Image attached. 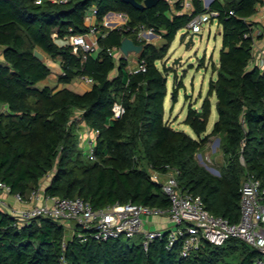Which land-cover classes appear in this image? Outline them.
<instances>
[{"label": "trees", "instance_id": "1", "mask_svg": "<svg viewBox=\"0 0 264 264\" xmlns=\"http://www.w3.org/2000/svg\"><path fill=\"white\" fill-rule=\"evenodd\" d=\"M262 1L209 4L208 9L218 13L221 48L213 66L215 79L209 80L200 107H189L183 120L193 138L164 117V74L169 69L162 71L156 63L167 55L177 32L193 16L208 11L203 0H190V12L182 11V0H157L142 9L123 0H0V181L10 187L8 196L19 194L27 200L41 187L45 196L79 197L93 209L131 202L165 210L169 199L150 173L163 174L169 165L179 170V185L200 196L210 213L237 222L244 177L252 175L264 187V69L248 65L255 40L252 18ZM92 7L100 49L82 59L68 37L88 33L85 17ZM109 12L125 15V23L105 27L103 18ZM141 25L152 28L163 43L138 39ZM124 36L145 45L137 55L145 71L129 72L127 57L115 63L107 54L106 48L119 47ZM34 50L59 65L53 85L38 86L51 68ZM82 75L93 80L89 90L78 93L67 87ZM180 86L173 85V101ZM212 99L218 116L205 134ZM116 102L124 113L112 118ZM81 125L98 130L92 160L79 146ZM213 136L219 137L224 158L219 175L196 159ZM67 230L47 217L21 223L0 208V264H259L262 258L260 251L237 238L221 245L202 240L198 250L182 257L178 245L166 247L165 238L144 249L140 240H81Z\"/></svg>", "mask_w": 264, "mask_h": 264}, {"label": "built area", "instance_id": "2", "mask_svg": "<svg viewBox=\"0 0 264 264\" xmlns=\"http://www.w3.org/2000/svg\"><path fill=\"white\" fill-rule=\"evenodd\" d=\"M42 0H35L40 3ZM53 3H64L67 0H50ZM177 1V0H176ZM207 9L212 0H206ZM184 12H190L192 5L190 0H182ZM112 14V15H111ZM103 18V25L107 28H116L125 23L117 13H111ZM216 11L208 9L205 13L193 16L182 30L188 37L201 31L202 24L217 16ZM110 16V17H109ZM255 16L264 19V0L258 6ZM88 33L70 35L68 40L72 51L85 59L86 53L99 50L98 22L96 21V9L92 7L85 17ZM120 22V24H119ZM181 30V29H180ZM155 34L152 28L140 26L137 32L138 39L148 40L149 35ZM254 37V36H253ZM255 42V40H254ZM115 63L120 57H125L119 47L106 48ZM249 67L258 66L264 69V51L253 52L248 63ZM144 60H139L129 72L145 71ZM91 86L92 78L82 75L78 78ZM113 116L117 118L124 113L121 103H114ZM84 144L89 159H94L95 139L97 129L85 128ZM241 161L242 158L240 157ZM164 180L159 181V172L151 170L154 181L160 183L161 190L168 197L170 205L168 209L150 207L143 204L125 203L106 205L100 209H93L91 205L79 197L64 198L57 196H45L42 188L31 191L25 200L19 194H11L13 200L25 207H11L2 197L1 193L9 195L10 187L0 181V208L5 209L19 217L21 223H28L36 217H47L59 221L70 234L76 233L81 240L91 237L97 241H105L119 237L131 238L139 236L144 249L150 242L165 238L166 247L179 246L182 257H188L199 249L202 240L214 245H221L230 238L240 239L256 248L262 253V258L257 261L264 264V187L261 181L252 175H247L240 185V218L237 222H229L222 216L210 213L204 206L200 196L193 195L183 189L178 183L179 170L169 165L165 166ZM219 175V171L217 173ZM73 222L74 226L69 223ZM78 229V230H77ZM65 243L62 244L64 246Z\"/></svg>", "mask_w": 264, "mask_h": 264}, {"label": "rangeland", "instance_id": "3", "mask_svg": "<svg viewBox=\"0 0 264 264\" xmlns=\"http://www.w3.org/2000/svg\"><path fill=\"white\" fill-rule=\"evenodd\" d=\"M174 3L176 0H168ZM204 6L207 5L206 0H203ZM120 24V22H119ZM220 27L217 24L216 18L204 22L199 33L193 34L192 43L185 48L184 44L188 41L189 36L184 35L183 39H179L180 33L185 30H179L175 39L170 45L167 55L158 60L156 65L160 70L169 69L164 75L167 80V95L164 101V117L171 126L178 130H183L191 137L196 138L192 129L183 123L189 107L198 109L205 97L210 79H215L216 73L213 72V66L218 61L219 50L221 48V36L218 34ZM191 34V33H190ZM259 37H261L259 35ZM152 43L159 46L163 40L156 36ZM2 48L0 47V52ZM130 66L128 70L133 68L137 62V55L130 54L127 56ZM58 68L52 66L50 76L38 86L44 84L53 85L56 82ZM74 80L73 82H75ZM73 82L67 85L68 88L79 90L73 85ZM174 84H181L178 90L176 101L171 98L172 88ZM80 91V90H79ZM217 111L215 108V99H212L211 115L207 124L206 133L211 132L214 122L217 120ZM83 125L78 128L79 146L86 152V147L83 140L85 131ZM204 134V135H205ZM203 136V135H202ZM196 159L202 165L217 169L224 161L222 151L220 149V139L217 136L210 138L209 142L200 152L196 154ZM150 171V170H149ZM74 226V223H69ZM71 233V231H70ZM69 235V230H67ZM71 235V234H70ZM139 240V236L135 235L130 238V243H135Z\"/></svg>", "mask_w": 264, "mask_h": 264}, {"label": "crops", "instance_id": "4", "mask_svg": "<svg viewBox=\"0 0 264 264\" xmlns=\"http://www.w3.org/2000/svg\"><path fill=\"white\" fill-rule=\"evenodd\" d=\"M119 16H120V18L122 19V20H125L126 21V16L125 15H123V14H120V13H117ZM252 20L254 21V25H253V27H254V29H253V36H254V39H255V42H254V48H253V52H257L258 53V51H264V20L262 19V18H260L259 16H254L253 18H252ZM262 35L261 37H259V35ZM156 36H158L157 34H153V35H149L148 36V40L147 41H150V42H152V40L156 37ZM3 59H2V54H1V52H0V62L2 61ZM47 64L49 65V67L51 68V72H52V66L53 67H57L58 68V70H57V73L59 74L60 72H61V70H60V67H59V65L56 63V62H53L52 60H49V59H47ZM73 85L74 86H76L79 90H75V89H72L73 91H75V92H78V93H83V92H85V91H87V90H89L90 89V86L89 85H87L86 83H84L83 81H81V80H79V79H77L75 82H73ZM61 87V85H57V88H60ZM71 89V88H70ZM164 174H162V173H159L158 174V179H159V181H162V180H164ZM45 184H47V182L45 181V182H43V185H45ZM1 197L11 206V207H18V208H20V207H25V205L23 206V205H20V204H18V203H16L14 200H13V198L12 197H10V196H8V195H6V194H4V193H1Z\"/></svg>", "mask_w": 264, "mask_h": 264}, {"label": "water", "instance_id": "5", "mask_svg": "<svg viewBox=\"0 0 264 264\" xmlns=\"http://www.w3.org/2000/svg\"><path fill=\"white\" fill-rule=\"evenodd\" d=\"M123 1L131 3L133 6H135L138 9H142L144 7H152L153 5H155L157 0H144L143 3H138L135 0H123ZM110 14H111V12H109L107 15H110ZM218 34H220V31L218 32ZM184 35H185V33H180L179 39L182 40ZM192 38H193V34H190L188 41L185 42V44H184L185 48H188V44L192 43ZM144 47H145L144 44H137L128 36H124L121 39L120 45H119V49L125 57H127L130 54L139 55L144 50ZM34 56L42 62L47 61L46 56L42 52H40L39 50H34ZM204 166L211 173H213V174L218 173L217 169H215L213 167H211V168L207 167L206 165H204Z\"/></svg>", "mask_w": 264, "mask_h": 264}, {"label": "bare ground", "instance_id": "6", "mask_svg": "<svg viewBox=\"0 0 264 264\" xmlns=\"http://www.w3.org/2000/svg\"><path fill=\"white\" fill-rule=\"evenodd\" d=\"M112 15V14H111ZM110 17V16H109Z\"/></svg>", "mask_w": 264, "mask_h": 264}]
</instances>
